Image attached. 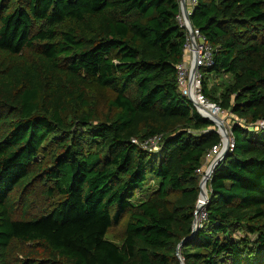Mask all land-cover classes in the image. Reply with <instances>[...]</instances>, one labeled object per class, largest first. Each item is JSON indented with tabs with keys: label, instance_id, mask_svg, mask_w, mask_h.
Returning a JSON list of instances; mask_svg holds the SVG:
<instances>
[{
	"label": "trees",
	"instance_id": "trees-1",
	"mask_svg": "<svg viewBox=\"0 0 264 264\" xmlns=\"http://www.w3.org/2000/svg\"><path fill=\"white\" fill-rule=\"evenodd\" d=\"M180 10L0 0V264H264V0H197L189 15L214 47L202 91L233 138L195 228L196 169L220 135L177 88ZM88 83L110 93L99 117ZM154 135V151L131 141Z\"/></svg>",
	"mask_w": 264,
	"mask_h": 264
},
{
	"label": "built area",
	"instance_id": "built-area-1",
	"mask_svg": "<svg viewBox=\"0 0 264 264\" xmlns=\"http://www.w3.org/2000/svg\"><path fill=\"white\" fill-rule=\"evenodd\" d=\"M196 2L197 0H188V3L191 7H193ZM177 20L180 26H182L185 30V43L183 47L182 58L176 65V84L179 93L187 99H189V97H192L194 101L197 102V104L201 107L199 108V111L208 116L213 115L223 120V123L227 127L229 132V149L233 147V138L230 134L228 122H226V118L224 117L229 113L221 109L220 106L215 102L210 101L202 91V70L204 67L211 64L213 59L214 47L208 42L206 37L199 32L198 29L194 27H192V29H189L187 27L181 10L177 16ZM192 61L195 62L196 70L194 71L191 78L190 70ZM161 138V135H154L144 139L133 138L131 141L137 144L142 149L154 151L159 147ZM222 145L223 143L220 139V142L217 145H214L205 153L200 166L196 169L199 180L201 177H203L205 169L220 153ZM195 215L198 221L205 218V212L203 211V209H201L198 213H195Z\"/></svg>",
	"mask_w": 264,
	"mask_h": 264
},
{
	"label": "rangeland",
	"instance_id": "rangeland-1",
	"mask_svg": "<svg viewBox=\"0 0 264 264\" xmlns=\"http://www.w3.org/2000/svg\"><path fill=\"white\" fill-rule=\"evenodd\" d=\"M227 78L225 79H221L218 77H210L208 79V87H217L218 89L222 88L226 83H227ZM86 89H87V93L89 96V105L90 107L94 108L96 110V117L101 116V114L103 113V111H105L106 109V100L108 98V96L110 95L109 91L104 90L102 88H100L99 86L93 84V83H88L86 85ZM217 94V92H215ZM98 114V115H97ZM223 116V115H222ZM226 119V122H228V125H230L231 123V119L229 117V114L224 116ZM53 146L51 145H47L45 146V150L44 152H48L52 149ZM157 185V181L152 179L149 180L144 188L140 191L137 192L135 195V199L139 200L142 198H146L151 192L152 190L156 187ZM208 188V187H207ZM59 199V196H55L52 198H49L48 200L50 201V203L52 202H56ZM40 200V199H38ZM48 201H44L42 204H40V206L42 205V207H48ZM39 204V202L33 200V207H37ZM124 222H125V218H122L118 223L113 224L106 232L105 237L115 243H120L122 238H123V231H124ZM29 246V245H28ZM27 246H22V245H16L15 246V252H17L19 255L21 254L20 251L24 250ZM180 258V257H179ZM182 261V259H180V262ZM183 262V261H182Z\"/></svg>",
	"mask_w": 264,
	"mask_h": 264
},
{
	"label": "water",
	"instance_id": "water-1",
	"mask_svg": "<svg viewBox=\"0 0 264 264\" xmlns=\"http://www.w3.org/2000/svg\"><path fill=\"white\" fill-rule=\"evenodd\" d=\"M179 1H180V9H181V12L183 14L184 20L187 24V27L189 29H192V24L190 22V17H189L190 13L186 9V0H179ZM195 70H196V65H195V62L192 61V66H191V70H190V77L191 78H192ZM189 100L194 104V106H195V108L199 114H201L205 118L210 119L213 122V124L216 126V131L219 133L220 139L223 143L220 153L212 160L210 165L205 169L203 177H201L199 180V195H198V200H197L196 206H195V213H198L203 208V206H204V204L208 198L207 182H208L215 166L225 156V153L228 149L229 132H228L227 127L224 125L222 119H220L219 117L213 116V115L208 116V115L204 114L203 112L199 111L200 110L199 108H201V107L197 104V102L194 101V99L192 97H189ZM197 223H198V220H197V217H195L193 219L192 227L195 228ZM180 264H183V262L181 261Z\"/></svg>",
	"mask_w": 264,
	"mask_h": 264
},
{
	"label": "crops",
	"instance_id": "crops-1",
	"mask_svg": "<svg viewBox=\"0 0 264 264\" xmlns=\"http://www.w3.org/2000/svg\"><path fill=\"white\" fill-rule=\"evenodd\" d=\"M186 9L188 12H191L192 7L189 5L188 0H186Z\"/></svg>",
	"mask_w": 264,
	"mask_h": 264
}]
</instances>
